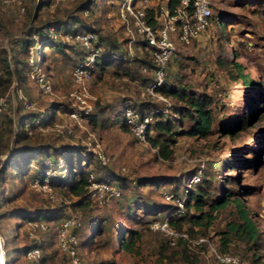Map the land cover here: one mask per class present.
Returning <instances> with one entry per match:
<instances>
[{
	"label": "rangeland",
	"instance_id": "rangeland-1",
	"mask_svg": "<svg viewBox=\"0 0 264 264\" xmlns=\"http://www.w3.org/2000/svg\"><path fill=\"white\" fill-rule=\"evenodd\" d=\"M17 1L24 6L23 11L19 10ZM43 1L46 3L40 4ZM85 1L14 0L9 5L0 2V74L3 80L0 85V122L4 115H9L16 124L19 117L28 112L16 87L21 89L24 97L35 102V111L45 117L52 112L54 101L70 105L67 102L69 73L71 67L81 60L79 54L83 51L82 46L68 41L73 46H66L63 53L54 47H40L45 53L41 65L52 77L55 94L42 93L31 79L23 76L27 51L22 46V40L32 25L43 27L47 22L57 24L67 18H77L82 29L94 30L95 39L99 38L102 49L104 45L115 42L127 59H149L140 37L120 14L121 0H93L89 11H80V5ZM136 3L159 11L166 5V0H137ZM211 7V24L198 39L187 45L176 41L177 49L169 60L165 77L169 83L205 91L213 97L214 121L209 134L204 137L177 134L172 144V158L158 157L156 148L148 141L138 139L113 118L119 116L118 110L127 98L137 104L148 103L145 109L150 116L156 108L165 109L167 104L145 94L141 78L115 74L109 68L102 73L98 69L90 84V103L92 113H95L92 119L87 115L73 118L69 112H64L65 105H62L55 110L54 117L47 119L25 140L29 144L79 145L81 150L78 154L67 157L68 163L73 160V169L79 163L85 165L95 178L106 175V170L113 172L106 179L120 189V195L104 205L91 201L85 211L70 208L67 197L55 189L64 199L61 202L63 217L74 213L81 220L77 230L79 242L81 240L78 247L79 264H215L208 244L191 243V251L198 255L190 262L183 259L179 252L172 251L176 246L166 243V248L161 250L162 242L166 241L164 236L149 227V221L163 217L169 211L167 205L172 204L163 197L164 191L172 192L176 184L177 196L184 197L186 188L194 189L196 182L190 184L189 177L197 167L202 169L198 181H205L204 184L209 186L204 210H208L211 199L223 192H229L230 197L240 198L262 232V255L259 261H254L252 249L235 237L223 247L221 229L228 220L237 219L233 204L213 211L209 225L192 224L193 230H189L191 236H205L220 251L236 253L246 264H264V0H211ZM62 34L57 35L59 40ZM219 60L226 65L219 64ZM230 61L242 65V73L253 81L251 85H244L240 77L233 78L235 72L229 71L232 67ZM9 71L11 80H8ZM138 73L150 76V71H143L142 67ZM17 75L22 81L13 86ZM168 100L170 113L177 101L173 98ZM251 101H255L256 107L250 122L233 136L221 132L222 125L228 120L232 121L235 112L244 104L252 107ZM1 124L0 131L3 130V122ZM17 129L18 126L12 125L9 132L0 134V146H3L4 152L0 154V233L4 240L5 261H9V264H32L30 259L23 256L21 249L22 242L31 238L27 233L30 223L22 222L18 215L36 209L45 215L48 214V207H56L60 201H52L45 193L30 186L32 170L37 167L35 164H32V170L21 176L11 167L2 169V162L8 159L10 148L18 152L20 147L13 143ZM149 135L154 136L155 131L151 129ZM70 147L67 151H72ZM93 149H100L109 156L110 161L105 167H100L101 163L95 155L96 158L88 155V151L94 153ZM50 154L55 156L54 152ZM86 156L90 157L89 165ZM80 158L85 160L81 161ZM64 164L62 160L52 173H66L62 169ZM153 207L160 213L148 214ZM188 211L182 222L184 228L190 225L191 221L187 219L191 214H197L193 206ZM49 221L46 230L36 229L44 264H73L54 242L57 219ZM128 228L138 230L139 237L126 250L119 240L129 239Z\"/></svg>",
	"mask_w": 264,
	"mask_h": 264
},
{
	"label": "trees",
	"instance_id": "trees-1",
	"mask_svg": "<svg viewBox=\"0 0 264 264\" xmlns=\"http://www.w3.org/2000/svg\"><path fill=\"white\" fill-rule=\"evenodd\" d=\"M44 2L45 1L41 2L40 4ZM91 2H93V0H86L83 4H81L80 11H85V10L89 11ZM179 3L180 0H166V6L170 12ZM146 10H147L148 19H151V17L154 14V11H152L151 8ZM71 19L67 18L62 23H57V24L52 23V21L47 22L45 23V25H43V27H35L34 25L30 26V29L27 31L26 37H24L22 40V46H24V49L27 51L28 46L34 44L37 41L40 42L42 47H51V48L54 47L62 51V53L65 52V49H67L65 48L66 46L70 47L73 45H70L68 42H65L64 40L50 38L49 32L50 29H54L56 32L72 30V24L74 22L77 23L78 20L77 18L73 19L72 17ZM77 26L78 29H82V27L78 25V23ZM86 30L94 33L93 32L94 30L91 28L90 30L86 28ZM33 35H36L37 39H35ZM140 43L143 49H145V51L148 53L149 59H145V58L143 59L135 58L134 60L127 59L125 57L126 55H124V53H121L122 50L117 48V44L115 42H112L110 43V45L107 44L104 45L103 49L101 48L100 50L101 56L98 58V62H97L98 69L101 71V73L104 70L110 68L115 74H124V75H128L131 78L139 77L141 78V81L144 82V86H145L147 83H149L152 80L153 61H152V56L145 48L144 42L140 40ZM96 44L102 47L101 46L102 43L99 40V38H97ZM70 49L74 50V47H71ZM44 55L45 53L44 51H42L41 53L42 60L44 59ZM82 55L83 53L79 54L80 59H82ZM133 62H135V64L132 66L131 64ZM217 62L219 64L223 63L224 65H226V63L222 60H219ZM230 63L232 64L231 65L232 67L229 68V71L235 72V74L232 75L233 78L240 77L244 85H251L253 83V81L249 77H247L245 74L242 73V65L240 63L235 61L233 62L230 61ZM140 67H142L143 71L149 70L150 76L146 77L140 75L138 73ZM24 69H25V73L23 76L29 79L28 77L29 67L26 59L24 61ZM8 76H9L8 80H11L10 71ZM21 81L22 79L20 75H17L16 83L20 84ZM2 83L3 80L0 74V85H2ZM159 90L166 97L173 98L174 100H176L177 103H175L171 107L170 113H168V111L166 114H164L161 111L152 112L151 115L152 121L149 122L148 128L154 130L155 135L151 136L147 132L146 139L152 147L156 148L155 152L158 157L164 159H171L173 156L172 144L174 143L177 134L204 137L212 131L213 121H214V110H213L214 99L209 93L205 91H196L184 85H176L173 83H169L165 80L163 84L159 87ZM23 101L24 98H22V103ZM250 103L252 104V107L250 106V104L247 105L244 104V106H242L238 111L235 112V116L232 121L228 120L222 125L220 131L226 135L233 136L236 133H238L239 130L243 129L250 122V119L254 112V106L256 107L255 101H251ZM52 104H53L52 112H48V115L45 117V115L40 114L38 111H35V109L37 110V108H25L23 103L24 109L28 110V112L23 113L22 117H19V120L16 123L17 125L15 124V126H18V129L14 134V138H13V143L15 145L19 144L20 147L18 148V152L14 151L12 147L10 148V152H8V157H7L8 159H5L2 162V169L5 170L6 168L11 167L12 170L13 169L15 170L16 174L21 176L26 171L32 170V164H35L37 167L34 170H32L33 175L29 180L30 182L34 176H39L40 178L47 176L45 174V171L48 168V161L52 163L53 171H56L57 166H59L61 164V161L63 160L65 166L62 169H65L66 173H63L62 175H57L53 173L51 176H49L48 181L54 189L60 190L63 193L62 195L67 197V199L69 200V203L67 204H69L70 208L75 210L85 211L90 207L91 201H93L98 205H104V204H99L95 199L88 198L87 196L86 185H87L89 173L92 172L88 168H86L85 165H82L80 163L77 167H75V169H73L72 168L73 160H71V162L68 163L67 157L68 156L73 157L74 154L76 153L78 154V151L81 150L79 145L62 143L59 146H53L49 143L29 144L25 141L27 140L28 136H30L27 135V133L24 130L26 123L32 121L34 122L38 121L40 124L43 125L44 123H46L47 119L55 116V110L62 107V105H65L64 112L67 111L68 113L72 109L70 105L67 106L66 104H62L60 101H54ZM133 104L137 106L139 111H141L142 113L147 111V109L145 108L148 107L147 106L148 103L142 102L137 104L133 102ZM118 113L120 116V110H118ZM94 114H95L94 112L93 113L91 112L87 116H89V118L92 119ZM119 116H117L118 119ZM117 117H114L113 119L115 120L117 119ZM1 122H3V126H2L3 130L0 131L1 135H4V133L9 132L10 127L15 123V121H13L12 117L9 115H4L3 120ZM1 122H0V126L2 125ZM121 124L124 129L126 128L129 129L124 122H121ZM35 125L36 123H32V127ZM185 125L186 128L182 129ZM69 147L72 149V151H67ZM2 152H3V146L2 148L0 146V154H2ZM50 152H54L55 156H52ZM88 155L94 156L95 154L91 153V151H88ZM89 156H86L87 157L86 162L88 163V165L90 164ZM13 157H15V159ZM84 160L85 159H81V161ZM96 160L99 161L98 158H96ZM99 162L98 164H100ZM100 167L101 168L105 167V165L100 164ZM58 170L60 171L61 168ZM106 171H108L106 175H104L103 177L96 176V179L99 181L109 182L106 178L111 174H113V172L111 171L109 172V170ZM204 182L205 181H197L195 183L194 189H188V191L186 192L185 199L183 201L184 211L182 213L172 214L171 212L174 209V206L170 204L167 205V207H169V211L166 212L164 216L170 215L169 220L175 227L180 229L184 228L182 222L186 219L190 207L193 206L195 208V211H197V214H191L190 219H187L191 221L190 225L188 226V228H184L188 231L189 230L192 231L193 230L192 224H198L202 226L209 225L213 219V215H212L213 211L219 208H223L228 204H233L235 206L237 219L228 220L225 224V227L221 229V242L223 243V247H226V244L230 241L232 237L238 238L239 240L244 241L247 248L252 249L253 251L252 253L255 255L253 260L259 261L262 255L260 251L263 247V235L256 222L249 214L248 209L242 203L240 198L230 197L229 192H223L220 196H216L215 198L211 199L208 205L209 206L208 210H204V205L207 201V199H205V196L209 194V186L205 185ZM173 186L174 188L172 189V192L175 195H177L178 194L176 191L177 185L174 184ZM122 188L124 189V187ZM191 201L192 203H190ZM61 202H64V199L60 201V204L58 206L48 207V211H46L48 214L42 215L41 211L36 209V210L25 211L23 212V214H19L18 217L23 219L22 222L25 221L29 222L35 219L43 220L46 223V226L44 228H37V229L46 230L49 227L48 224V222H50L49 220L53 221L57 219L58 222L59 219L63 218V210H62L63 204ZM150 210L151 211H149L148 214L160 213V211H158L157 208L154 207L151 208ZM154 219H158V218H154ZM57 222L54 225V242H55V226ZM80 225H81V220L79 225L75 229L77 236H78L77 230L80 227ZM128 230L130 232L129 239L119 240L121 246L126 250H129L131 248L133 241L137 237H139L138 230L134 228L133 229L128 228ZM156 231L160 232L166 240L165 242H162L160 248L161 250L166 248V243H168L170 245L176 246L172 251L175 253L179 252L181 257H183V259H185L187 262H190L197 258L198 253L191 251L192 244L190 241L183 238H178L175 243H170L169 238L166 235H164L159 230ZM30 237L31 238L29 240L22 242L23 247L21 249L23 256H25V258L30 259L32 264H34L33 259L26 257L25 252L28 248L34 245H39L40 247L42 246L39 243V236L37 235L36 232L34 235ZM33 238H35L36 240ZM89 241H90V237H89ZM80 243L81 240L78 243V247H80ZM201 244H208V243L204 241L201 242ZM56 247L58 248L57 244ZM58 250L61 251L59 248ZM41 252L42 253L40 260L42 264H44L42 248H41ZM5 263L9 264V261L6 260ZM216 263L217 262L215 260V264Z\"/></svg>",
	"mask_w": 264,
	"mask_h": 264
},
{
	"label": "built area",
	"instance_id": "built-area-1",
	"mask_svg": "<svg viewBox=\"0 0 264 264\" xmlns=\"http://www.w3.org/2000/svg\"><path fill=\"white\" fill-rule=\"evenodd\" d=\"M0 2L3 5H9L14 0H0ZM136 2L137 0H121L120 14L125 22L130 23L133 31L144 42L145 48L152 56V80L144 86L143 91L145 94L163 101L168 107L170 100L159 90V87L163 84L167 75L169 60L177 49L176 41L187 45L193 40L198 39L202 32L209 27L213 16L211 0H180V3L171 12L166 5L162 6L159 11H154L151 19L147 17L146 8ZM16 4L19 10H24V6L20 5V1H17ZM77 27V23L74 22L72 24V30L56 32L54 29H50L49 32V37L52 39H58L57 35L63 32L61 40L79 43L82 46V59L70 70L69 91L67 94V101L72 108L68 114L76 119L78 115L85 116L93 110L90 103V84L97 73V62L101 56V47L96 44L94 33L88 30L78 29ZM33 37L37 39L36 35H33ZM40 47L41 44L37 41L28 46L26 57L29 67L28 77L35 83L40 92L55 94L52 77L41 65L42 51ZM16 84L15 81L13 86H16ZM16 91L18 96L24 98L23 103L25 108H36L35 102L24 97L20 88L16 87ZM12 95H14L13 91ZM121 105V117L119 119L117 118V121L124 122L135 137L142 141H147L146 134L151 131V128H148L151 120L149 112L142 113L139 111L137 106L129 98L124 99ZM167 107L162 110L156 108L154 111L167 112ZM32 123H36V125L32 127ZM13 127H15V123ZM36 128H41V124L38 121H32L25 124L24 130L27 135H31ZM93 152L101 164L105 165L109 163L110 158L103 151L93 149ZM52 172V163L48 161V168L45 171L47 176L43 178L34 176L30 181V186L45 193L52 201H61L62 199L59 197L57 191L48 181L49 176L53 174ZM201 172V167H197L196 171L189 177L190 184L200 179ZM187 191L188 188L185 190L184 197L177 196L170 191L163 192V197L166 201L172 202L174 206L171 212L172 214L182 213L184 211L183 201ZM86 192L88 198L95 199L99 204H107L112 198L120 195L118 187L107 181L97 180L92 173H89L88 176ZM169 216L166 215L162 218L152 219L149 222V227L153 230L161 231L169 238L170 243H175L178 238H183L191 243L197 244L206 241L209 245L210 253L217 262L216 264H246L238 254L220 251L217 247L210 244L205 236L192 237L188 230L175 227L170 222ZM29 223V236L34 235L37 228H44L46 226L43 220L38 219L29 221ZM79 223V215L70 213L62 219H59L55 226V242L58 248L70 258L73 264L80 262L78 255L79 238L75 231ZM0 251L4 254V240L1 233ZM41 253V247L34 245L26 250L25 255L26 257L32 258L34 264H42L40 260Z\"/></svg>",
	"mask_w": 264,
	"mask_h": 264
},
{
	"label": "bare ground",
	"instance_id": "bare-ground-1",
	"mask_svg": "<svg viewBox=\"0 0 264 264\" xmlns=\"http://www.w3.org/2000/svg\"><path fill=\"white\" fill-rule=\"evenodd\" d=\"M0 264H6L5 263V257L4 254L0 251Z\"/></svg>",
	"mask_w": 264,
	"mask_h": 264
}]
</instances>
